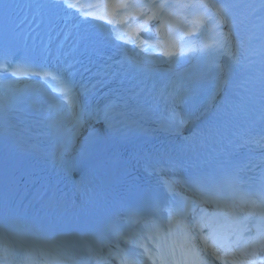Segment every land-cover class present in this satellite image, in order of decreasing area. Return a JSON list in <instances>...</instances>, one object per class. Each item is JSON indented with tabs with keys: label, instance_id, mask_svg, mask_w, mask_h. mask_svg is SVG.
Returning a JSON list of instances; mask_svg holds the SVG:
<instances>
[{
	"label": "bare ground",
	"instance_id": "1",
	"mask_svg": "<svg viewBox=\"0 0 264 264\" xmlns=\"http://www.w3.org/2000/svg\"><path fill=\"white\" fill-rule=\"evenodd\" d=\"M219 47H221V49H222V57H221V60L219 62L221 67H222V70H223V71H220V75H219V80L221 81V79H222L221 74H224V68L228 65L229 62H231L233 55H232V47L227 41L223 40L222 45L221 46L217 45L215 49H217ZM145 59L149 60V58L147 56H145ZM185 65H188V64H180V63L173 62L170 64V67H172L174 69H179V71H180L183 69V66H185ZM12 87L13 86H11V85L8 86V88H12ZM1 97H5L6 99L7 98L9 99L10 95L6 94L5 92H2ZM54 117L59 119L58 120L59 122L62 121L60 114H55ZM65 126L68 127L69 131L78 129L81 136L84 135V133L86 131L93 130V126L89 122H86V121L85 122H77L75 125L71 124V125H65Z\"/></svg>",
	"mask_w": 264,
	"mask_h": 264
},
{
	"label": "snow or ice",
	"instance_id": "2",
	"mask_svg": "<svg viewBox=\"0 0 264 264\" xmlns=\"http://www.w3.org/2000/svg\"><path fill=\"white\" fill-rule=\"evenodd\" d=\"M225 39H227V37H225Z\"/></svg>",
	"mask_w": 264,
	"mask_h": 264
}]
</instances>
